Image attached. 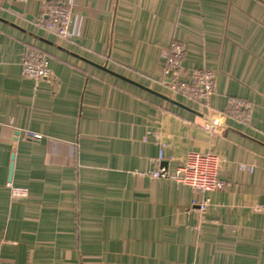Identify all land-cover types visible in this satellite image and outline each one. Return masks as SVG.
Wrapping results in <instances>:
<instances>
[{"label":"crops","instance_id":"0c3cea01","mask_svg":"<svg viewBox=\"0 0 264 264\" xmlns=\"http://www.w3.org/2000/svg\"><path fill=\"white\" fill-rule=\"evenodd\" d=\"M43 2L73 10L72 41ZM171 41L182 76L216 73L208 106L163 84ZM28 49L47 79L22 76ZM230 97L253 122L213 133ZM161 150L171 171L218 156L224 187L152 177ZM0 264H264V0H0Z\"/></svg>","mask_w":264,"mask_h":264},{"label":"built area","instance_id":"2783aa9c","mask_svg":"<svg viewBox=\"0 0 264 264\" xmlns=\"http://www.w3.org/2000/svg\"><path fill=\"white\" fill-rule=\"evenodd\" d=\"M24 1V0H20ZM41 9L42 27L57 37L58 41H72L76 36L73 31V24L76 16L71 8L63 7L57 3L43 2ZM187 46L169 42L162 50L165 65L163 69V84L168 89L180 95L187 100L199 102L207 105L211 96L216 90V73L207 68L193 69L184 76L183 60L187 54ZM22 76L33 82H41L47 79L51 74L50 60L42 51L28 49L22 59ZM254 105L239 97H230L227 100V106L224 110L217 112L213 124V133H217L218 123L237 121L243 125L251 126L253 122ZM35 140L39 138L35 137ZM165 159L164 151L159 152L158 164L156 170L151 176L156 179H171L176 183L189 186L201 194H206L219 190L224 187V181L220 179V163L218 156L210 153L187 152L185 160L174 171L167 166L160 164ZM253 173L254 168L242 167ZM13 192L24 193L26 188L9 184ZM193 206L199 207L202 213H205L209 207V199L193 200Z\"/></svg>","mask_w":264,"mask_h":264},{"label":"water","instance_id":"95a60500","mask_svg":"<svg viewBox=\"0 0 264 264\" xmlns=\"http://www.w3.org/2000/svg\"><path fill=\"white\" fill-rule=\"evenodd\" d=\"M218 126H219V127H226L225 124L222 123V122H219V123H218Z\"/></svg>","mask_w":264,"mask_h":264}]
</instances>
